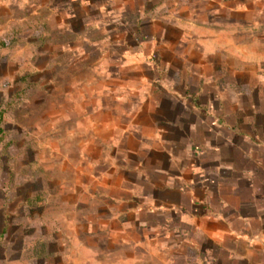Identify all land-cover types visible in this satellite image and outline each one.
<instances>
[{"label":"rangeland","instance_id":"rangeland-1","mask_svg":"<svg viewBox=\"0 0 264 264\" xmlns=\"http://www.w3.org/2000/svg\"><path fill=\"white\" fill-rule=\"evenodd\" d=\"M261 35L264 0H0V195H13L11 236L43 241L40 264L189 256L179 242L166 247L177 233L139 228L124 201L133 198V92L153 95L149 76L162 75L256 90V70L242 67L264 59ZM34 195L43 205L20 217ZM10 248L18 255L21 241Z\"/></svg>","mask_w":264,"mask_h":264},{"label":"crops","instance_id":"crops-1","mask_svg":"<svg viewBox=\"0 0 264 264\" xmlns=\"http://www.w3.org/2000/svg\"><path fill=\"white\" fill-rule=\"evenodd\" d=\"M250 68L256 90L162 75L149 76L153 95L133 92V198L124 201L139 228L177 233L166 247L192 252L178 264H264V59Z\"/></svg>","mask_w":264,"mask_h":264},{"label":"trees","instance_id":"trees-1","mask_svg":"<svg viewBox=\"0 0 264 264\" xmlns=\"http://www.w3.org/2000/svg\"><path fill=\"white\" fill-rule=\"evenodd\" d=\"M23 81L26 82V78H23ZM1 124V122H0ZM0 133H4L3 127L0 125ZM4 135L0 138V144L4 140ZM3 150H7V147L3 148ZM0 171H2V154H0ZM1 178V177H0ZM8 188V186H7ZM2 190H6V186L4 183L1 185ZM13 195H0V259L1 256L8 258L9 264H40L45 263L47 257L45 256L46 247L43 241L33 240L30 241L29 238L26 236V233L20 234L18 238L12 237L10 233V226L7 223L6 219V205L5 203L8 201V198L12 197ZM43 196V195H42ZM44 200L41 195H34V197H28L26 201V205H22L21 209L17 212L20 213V217H30L27 208H31L36 201ZM43 205V201H42ZM1 207H4L3 209ZM6 214V215H5ZM21 241V250L18 255H12V251L10 245L14 244L17 240Z\"/></svg>","mask_w":264,"mask_h":264}]
</instances>
